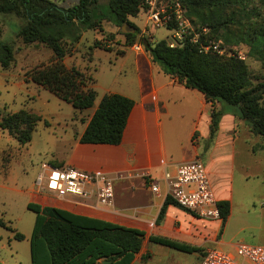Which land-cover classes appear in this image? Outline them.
Returning a JSON list of instances; mask_svg holds the SVG:
<instances>
[{
    "label": "trees",
    "instance_id": "16d2710c",
    "mask_svg": "<svg viewBox=\"0 0 264 264\" xmlns=\"http://www.w3.org/2000/svg\"><path fill=\"white\" fill-rule=\"evenodd\" d=\"M145 1L109 0L106 5H101L99 0H79L72 6L62 7L55 0H0V13L21 18L23 24L18 34L25 43L41 42L53 52L48 63L28 70L25 80L49 89L79 111L94 105L96 90L91 85L94 80L87 74V69L68 65L64 58L73 52V46L84 30L93 29L105 37L103 21L107 19L118 27L128 23L131 29L122 33L128 45L135 42L143 45L165 73L186 87L200 91L211 102L210 138L225 113H235L254 133L264 137V80L255 82L245 61L235 56L203 52L199 48L208 37L202 28L209 27L211 36L219 34L226 40L248 45L249 54L264 65V18L256 19L255 12L250 15L240 0H182L187 4L186 15L195 24V30L186 36L183 45L170 47L167 39L152 40L131 20L130 17L137 16L146 7ZM231 25H237L234 31ZM195 34L198 35L197 42L192 40ZM94 47L113 49L106 48L100 40L95 41ZM119 52L123 53V50ZM14 60L12 45L0 40V66L8 67ZM133 105L134 100L126 95L105 93L79 140L119 144ZM41 119L40 114L26 108L6 114L0 112V128L21 144H27ZM170 202L175 201L168 195L158 221ZM218 205L224 227L231 203L223 199ZM28 208L36 212L30 241L31 264H104L105 260H109L108 264H130L142 247L145 231L141 229L75 214L56 206L29 202ZM0 226H6L2 218ZM15 237L23 239L24 235L16 232ZM151 239L187 252L202 250L169 238L155 236Z\"/></svg>",
    "mask_w": 264,
    "mask_h": 264
},
{
    "label": "rangeland",
    "instance_id": "374dc122",
    "mask_svg": "<svg viewBox=\"0 0 264 264\" xmlns=\"http://www.w3.org/2000/svg\"><path fill=\"white\" fill-rule=\"evenodd\" d=\"M108 1L99 0L101 5H106ZM240 1L244 2L243 9L249 10L250 15L255 12L253 15L256 14V19L264 18V0ZM55 2L59 6L69 7L79 0H55ZM145 2L146 7L137 16L130 18L152 40L163 38L167 41L171 40L170 26L176 24L173 18L175 6L195 30V24L186 15L187 4L182 0H153V4L147 0ZM153 7L162 16L171 15L169 26L153 24L150 18ZM105 8L106 6L103 7L104 10ZM238 12H240L239 8ZM240 14L245 16L244 12ZM22 24L21 18L16 15L0 13V40L10 43L15 55V60L10 66H0V112L6 114L26 108L40 114L42 119L27 144H21L8 131L0 128V218L6 222V226H0V264H31L30 236L36 212L28 208L30 200L23 192L31 191L38 194L35 179L41 164L68 155L71 151L67 142L70 134L81 130L83 126V122L74 117L79 110L71 103L62 100L49 89L25 80V73L37 65L48 63L53 52L41 42L25 43L18 34ZM103 24L107 30L105 37L99 31L84 30L81 39L74 44L73 52L64 58L66 64L87 69V74L94 77V83L91 85L93 84L92 87L97 91L95 104L108 87L136 77L132 64L131 66L128 64L124 70H119L116 60L118 54L94 47L95 41L100 40L106 48L113 47L118 50L144 48L138 42L128 45L122 34L123 31L113 22L106 19ZM236 27L237 25H231L232 31ZM219 31L223 32L222 29ZM202 32L208 36L207 41L223 42L221 45L227 50L224 55L235 56L245 61L255 82L264 80V65L249 54L248 45L226 40L219 34L211 36L209 27H203ZM216 107L219 109L220 105ZM87 112H90V109L85 111V116ZM234 116L236 119L233 133L234 161L232 162L230 158L231 145L218 148L213 155L217 164L231 166L232 194H228L231 212L225 226L223 227L221 222L211 238L222 236L224 244L219 246L235 254L237 243L264 244V137L254 133L244 119L239 118L235 113ZM201 143L204 144V149L199 150L196 156L201 157L205 164L213 168L217 167L216 164H212L211 156L206 152L209 142L202 140ZM189 144L192 145L191 142ZM37 197L43 200L40 196ZM44 201L51 204L56 202L49 197L44 198ZM16 232L22 233L24 238H16ZM212 242L205 241V248L215 245ZM158 246L156 243H150L148 247L152 253L151 258L136 264H197L199 261V255L194 252H182L167 247L171 253L176 254L175 258L168 257ZM245 264L251 263L245 262Z\"/></svg>",
    "mask_w": 264,
    "mask_h": 264
},
{
    "label": "crops",
    "instance_id": "0c3cea01",
    "mask_svg": "<svg viewBox=\"0 0 264 264\" xmlns=\"http://www.w3.org/2000/svg\"><path fill=\"white\" fill-rule=\"evenodd\" d=\"M119 50H123V53ZM119 50L113 48L107 51L118 54L116 60L119 70H124L128 64L129 66L132 64L136 77L108 87L103 95L121 93L134 100L122 141L119 144H108L83 143L79 140L102 95L97 104L94 102V105L89 108L90 112H87L86 116L84 113L88 109L74 114L76 119L83 122V126L81 130L71 133L68 138L70 153L48 162L57 167H75L82 171L112 176L114 179L113 203L100 204L94 194L84 197L57 198L37 191V195L43 198L42 200L34 192L24 191L23 193L28 197L29 202L42 206H56L75 214L104 219L145 231L142 247L130 264L143 263L151 258L152 253L148 247L150 243L158 244V248L166 256L176 257V254L168 250V248H176L152 240L151 237L155 236L202 248L201 251H193L199 255L200 261L208 249L204 246L205 241H213L215 245L211 247L217 248H221L219 245L224 244L222 236L211 238L222 219L202 218L175 202H170L166 206L163 218L158 221L160 211L168 197L165 172L174 173L177 164L181 162L202 159L196 154L204 149L202 140L207 141L209 145L206 152L211 156L212 164H216L217 167L205 165L216 196L218 200L230 201L228 194H232L231 166L217 164L213 155L218 148L231 145L230 158L232 162L234 161L235 116L232 113L223 114L217 131L210 138L212 104L206 100L203 93L186 87L176 78L165 73L162 67L152 60L145 48ZM91 54L94 58L93 52ZM217 105L220 104L217 103ZM151 179L158 182V191L151 189ZM48 197L55 199V204L44 201V198Z\"/></svg>",
    "mask_w": 264,
    "mask_h": 264
},
{
    "label": "built area",
    "instance_id": "2783aa9c",
    "mask_svg": "<svg viewBox=\"0 0 264 264\" xmlns=\"http://www.w3.org/2000/svg\"><path fill=\"white\" fill-rule=\"evenodd\" d=\"M153 4V0H147ZM176 6L173 11L176 25L170 26L172 31L170 47L183 45L185 38L193 30L192 25L180 13ZM151 21L155 26H169L171 15L162 16L158 10L152 8ZM193 41H198L195 34ZM200 51H216L227 53L220 42L207 41L199 44ZM35 185L40 194H51L57 198L67 196L84 197L94 194L100 204L111 205L114 200V179L108 174L87 172L75 167H57L48 162L41 164ZM147 175V174H144ZM168 185V195L180 207L195 215L208 219H221L212 180L205 163L201 159H194L177 164L175 172H165ZM153 191L159 190L158 182L150 180ZM235 254L217 247L208 248L198 264H264V244L237 243Z\"/></svg>",
    "mask_w": 264,
    "mask_h": 264
},
{
    "label": "water",
    "instance_id": "95a60500",
    "mask_svg": "<svg viewBox=\"0 0 264 264\" xmlns=\"http://www.w3.org/2000/svg\"><path fill=\"white\" fill-rule=\"evenodd\" d=\"M120 28H121V31L127 32L128 30H130L129 28H131V26L128 23H124ZM103 263L108 264L109 260H105L103 261Z\"/></svg>",
    "mask_w": 264,
    "mask_h": 264
}]
</instances>
